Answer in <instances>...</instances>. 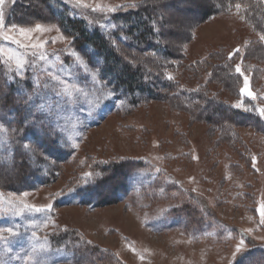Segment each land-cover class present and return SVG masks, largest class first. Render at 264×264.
<instances>
[{
    "label": "rangeland",
    "instance_id": "obj_1",
    "mask_svg": "<svg viewBox=\"0 0 264 264\" xmlns=\"http://www.w3.org/2000/svg\"><path fill=\"white\" fill-rule=\"evenodd\" d=\"M145 1L164 6L169 19L165 41L175 55H186L182 67L174 69L184 85L207 83L209 67L199 76L188 65L209 64L239 48L234 62L248 77L255 99L242 94L239 100L230 91L218 94L212 82L208 88L217 98L234 104L250 98L264 108V76L254 80L244 66L248 39L260 35L251 33L238 15L243 8L208 18L203 14L214 4L264 5V0H60L91 29L103 32L116 29L114 14ZM13 2L5 0L4 23ZM23 12L28 21L36 8ZM36 24L51 30L19 31ZM16 26H5L2 36L9 38L0 39L6 77L24 95L27 116L57 132L72 154L57 177L48 176L50 162L49 170L28 167L19 180H6V171H0V229L16 233H2L0 264H85L74 258L80 242L110 249L127 264H236L264 246L259 211L264 204V135L240 125L236 134L228 133L234 142L230 147L216 126L165 101L131 107L128 98L100 80L99 71L88 66L54 21ZM0 126V152L11 154L1 121ZM122 159L143 161L149 168L132 175L119 201L83 205L81 192L94 184L95 165ZM112 185L99 190L114 191ZM49 204L51 210L42 212L24 207ZM40 245L45 250L29 261L31 249Z\"/></svg>",
    "mask_w": 264,
    "mask_h": 264
},
{
    "label": "trees",
    "instance_id": "obj_2",
    "mask_svg": "<svg viewBox=\"0 0 264 264\" xmlns=\"http://www.w3.org/2000/svg\"><path fill=\"white\" fill-rule=\"evenodd\" d=\"M31 5L36 8V17L33 15L32 19L25 21L27 16L22 10ZM235 5L209 6L203 13L204 18L238 10ZM241 7L243 9H240L238 15L250 28L249 31L264 34V5L241 4ZM162 8V5L142 2L127 11L114 14L112 20L116 29L103 32L91 29L84 19L74 16L69 6L60 0H14L8 10L5 26L29 27L31 23L54 21L72 41V48L80 53L88 66L99 71L100 80L116 94L128 98L131 107L157 99L165 101L176 109L186 111L192 118L216 126L222 133V139L230 143V147L234 142L230 140L228 133L232 131L236 134V127L240 125L264 135V118L259 115L254 100L245 98L242 102L239 101L242 106L236 107L237 104L217 98L208 88L212 82L218 85V94L230 91L240 100L242 93L239 85L243 76L235 71L236 54L231 59L230 54L222 59L218 57L210 65L203 61L200 65L187 66L189 72L192 70L194 75L199 76L209 67L207 83L202 81L196 87L186 86L176 76L174 69L182 67L186 55L181 52L180 55H175L173 45L166 43L168 33L164 32V27L168 26L169 19H166L168 15L164 14ZM0 39H5L2 34ZM245 49L244 66L250 67L254 80L261 79L264 76V41L250 38ZM17 89L16 84L8 81L3 59L0 57V121L7 130L12 147L11 154L0 152V171H6L3 173L6 180L9 177L19 180L29 172L28 167L38 172L41 165L47 166L50 162L53 167L48 171V176L57 177L72 150L57 132L50 127H43L39 122H33V118L27 116L25 97ZM214 121H218L217 124ZM38 131L42 133V139ZM25 144L28 147H24ZM47 167L49 170V166ZM95 167L94 184L81 192L83 205H111L113 201H119L120 195L127 193L132 175L149 168L145 162L132 159L101 162ZM106 184H113L114 191L110 189L105 193L99 190ZM16 187L20 188V185L17 184ZM75 251L74 258L85 264H127L110 249L95 244L89 246L86 242H80ZM236 264H264V246L253 248Z\"/></svg>",
    "mask_w": 264,
    "mask_h": 264
},
{
    "label": "snow or ice",
    "instance_id": "obj_3",
    "mask_svg": "<svg viewBox=\"0 0 264 264\" xmlns=\"http://www.w3.org/2000/svg\"><path fill=\"white\" fill-rule=\"evenodd\" d=\"M78 3H79V0H78ZM5 4V0H0V34H2L3 32V29L5 28V23H4V12H3V5ZM128 7H136V4H130L128 5ZM236 9H240L241 8V4L237 3L235 5ZM111 10H115V9H111ZM16 25H12V29H16ZM51 29L50 28H45V27H42L40 24H36L35 25V28L34 29H24V28H20L19 31L21 34H26V33H29L31 31H41V32H45V31H50ZM5 39H8L9 37L8 36H4ZM260 40L261 41H264V34H261L260 35ZM16 43H19V41H15ZM240 51L239 48L235 49L233 53H230L229 55V59H231V57L235 54H237L238 52ZM41 59H43V56H41ZM77 60H80V57L77 56L76 57ZM81 63H83V61H81ZM17 64L18 66H22V62L17 59ZM235 71L237 73H239L241 76H244V87L241 89V93L243 95H247V96H250L252 97L253 99H255V96L253 94V92L250 90L249 88V81H248V77L244 74V72L241 70V67L240 65H237L236 68H235ZM171 78V77H169ZM242 105L241 104H237L236 107H241ZM259 115L264 118V108H258L257 109ZM4 130L2 128V126H0V131ZM24 147H28L27 144L24 145ZM255 159V158H253ZM253 167H255V163H253ZM91 175V174H89ZM25 208L29 209V210H34L36 212H42V211H48V210H51V207L52 205H47L46 208L45 207H37L35 205H24ZM260 215L262 217V223H264V204H262L260 206ZM47 226V225H45ZM4 232H7L9 233V235H16V233L11 229V228H7V229H0V239H4L2 233ZM33 236L35 237L36 236V233H33ZM243 244V241H241V245ZM45 250V245H40L38 247L34 246L32 249H31V253L29 254L28 256V260L29 261H34L35 259V256L36 254L39 252V251H43ZM240 251V246H238L236 248V252H239Z\"/></svg>",
    "mask_w": 264,
    "mask_h": 264
}]
</instances>
